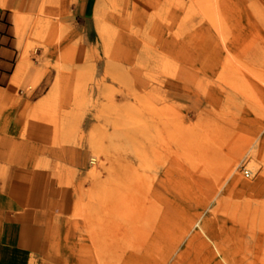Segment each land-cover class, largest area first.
Masks as SVG:
<instances>
[{
  "label": "rangeland",
  "instance_id": "374dc122",
  "mask_svg": "<svg viewBox=\"0 0 264 264\" xmlns=\"http://www.w3.org/2000/svg\"><path fill=\"white\" fill-rule=\"evenodd\" d=\"M118 1L126 40L95 31L61 89L65 63L39 42L41 8L15 9L21 59L53 74L41 109L29 116L30 104L13 134L0 127L2 241L20 249L18 264H98L96 250L106 264H264V39L236 15L261 0H174L164 16ZM189 30L183 61L162 51V35ZM147 53L166 68L145 70ZM59 116L73 130L64 146L41 142ZM42 155L63 171L37 170Z\"/></svg>",
  "mask_w": 264,
  "mask_h": 264
},
{
  "label": "crops",
  "instance_id": "0c3cea01",
  "mask_svg": "<svg viewBox=\"0 0 264 264\" xmlns=\"http://www.w3.org/2000/svg\"><path fill=\"white\" fill-rule=\"evenodd\" d=\"M0 1V91H2L0 103L4 106V116L0 127L3 131L13 134L23 124L30 104L45 95L44 91L48 85L45 86L44 83L49 77L52 78L53 70L41 68L37 60L33 58L30 63L34 66L30 65L29 61L21 59L20 28L16 23V17L20 15L15 10L20 0ZM97 2L98 0H65L64 8L52 2L43 4L40 11L45 17L38 31L39 42L48 46L50 52L53 51L55 55L58 52L62 53V61L65 64L77 62L82 46H88L87 39L96 31L94 11ZM261 2L262 6L252 12H248L243 7L238 8L236 15L240 16L241 20H247L264 39V0ZM144 3L153 8L158 15L164 16L174 4V0H144ZM100 22H105L110 26L108 39L113 43L122 44L126 40L127 32L120 27L116 11L111 10L108 16ZM62 25L70 29V33L64 37L60 34ZM197 35L195 30H189L185 35L180 34L179 36L167 32L161 36V49L177 61H183L184 58L178 57L175 52L191 46ZM78 36H81L85 42L75 43L74 39ZM61 38H63L61 43L56 45ZM189 39L191 42L188 44ZM36 52L38 56H41L43 50L38 48ZM49 59L54 60L52 56ZM21 61L24 66L18 77V84L14 88L12 82ZM56 163H58V169L55 168ZM36 169L52 177L53 174L63 171V164L56 157L42 155L38 157ZM3 238L0 236V264H18L22 254L20 249L3 242Z\"/></svg>",
  "mask_w": 264,
  "mask_h": 264
},
{
  "label": "bare ground",
  "instance_id": "6f19581e",
  "mask_svg": "<svg viewBox=\"0 0 264 264\" xmlns=\"http://www.w3.org/2000/svg\"><path fill=\"white\" fill-rule=\"evenodd\" d=\"M44 1L45 0H35L33 2H25V6H32L33 8L36 7V14L38 16L39 14V9L43 6L44 4ZM108 0H98V2L96 3V6H95V11H94V17H95V20H96V35L98 37H106L107 34H108V29L109 27L108 26H102V22H100V20L102 19H105L109 12L111 10L113 11H116L117 13H119L120 15H122L123 17V20L121 21L122 24L124 26L127 25L128 21L125 19L127 18V11L125 9H123L122 7H120L119 5V1L117 2V0H115L114 2L112 1V6H113V9L110 8V6L108 7V5H105V3H107ZM142 2V1H141ZM23 3V2H22ZM0 4H1V1H0ZM24 4H19V8H21ZM257 5H259V3L257 2ZM258 7L250 4V6L248 7L249 11L252 12L254 11L255 9H257ZM152 16H155V15H152ZM173 16V15H172ZM152 18V17H151ZM22 17L21 16H17L16 17V23L17 25L19 26L20 23L22 22ZM43 21V20H42ZM156 21V20H155ZM202 21V20H201ZM191 23V22H190ZM175 28L174 26H170V29H173ZM188 29V28H187ZM70 33V29L68 27H66V25H62V28H61V31H60V34L61 36H66ZM161 35V33L159 32L157 34V38H159V36ZM192 39V38H191ZM189 39L188 40V44L191 42ZM112 47H114L113 45H111ZM116 48V47H115ZM185 48H182L181 50H178L175 52V54L180 57V58H185L186 56V51L184 50ZM165 57V56H163ZM155 58H153L151 55H149L148 53L144 55V57H142V60H140L138 63L140 65H143V67L145 68V70H154V71H157V69L160 67V68H166L164 64H162L159 60H154ZM24 66V63L23 61H21L19 63V67H18V72L16 73L15 77H14V80L12 82V86L14 88H16L17 84H18V77L19 75L21 74V71H22V67ZM63 67H68V65L66 64H63L61 63V67H60V70H59V74H58V85L60 84V89L63 88V79L65 76H66V73L65 71L63 70ZM143 70V71H145ZM163 71V70H162ZM166 71V70H164ZM140 73V75H142V72L138 71ZM147 72H144V74H146ZM143 74V75H144ZM148 75V74H146ZM192 84L195 85L194 82H192ZM57 85V86H58ZM203 94L207 95L208 92L207 91H204L202 90L201 91ZM60 93H61V90H60ZM43 97H41L39 100H37L36 102L32 103V106L28 112V115L29 116H33L36 112H38L41 107L44 105V100L42 99ZM2 99V91H0V101ZM46 130V128H45ZM73 130L71 129L70 125L66 122H62L61 121V116L58 117V120L57 122L55 123L54 127H53V131L50 132V130H46L43 134L40 130V136L38 137V139L42 142H51V144L54 146V145H59L61 147L64 146V142L68 140L69 136L71 135V132ZM2 147V146H1ZM50 148H52L50 146ZM52 151V150H51ZM52 153V152H51ZM50 153V154H51ZM245 175L246 176H249L250 173L249 171H245ZM3 216H2V213L0 214V220H2ZM81 220H82V223L84 224V227L88 225V218H87V213H85L84 211V208H83V212L81 213V216H80ZM200 231L204 234V235H207V231L204 227H201L200 226ZM208 236V235H207ZM200 239V234L197 232L196 234H194L191 238H190V243H199ZM95 255L97 257V260H98V264H106L103 260V257L101 256L100 252L96 250L95 252Z\"/></svg>",
  "mask_w": 264,
  "mask_h": 264
}]
</instances>
